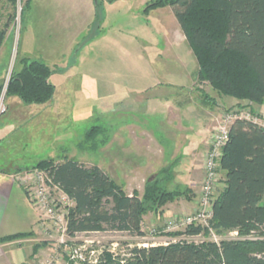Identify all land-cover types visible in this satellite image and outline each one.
<instances>
[{
  "label": "crops",
  "instance_id": "1",
  "mask_svg": "<svg viewBox=\"0 0 264 264\" xmlns=\"http://www.w3.org/2000/svg\"><path fill=\"white\" fill-rule=\"evenodd\" d=\"M52 3L53 0H44V2L36 0L34 3L35 18L38 21L36 24L39 25V29L47 30L45 31L47 36L45 35V40L36 52H32L33 46L28 43L22 51L23 58L41 60L49 66V62L53 61L54 57L67 58L70 55L74 57L81 36L84 32H91L93 29L96 11L94 0H84L82 3H74L67 10V18L65 8L62 5L56 8L57 5ZM112 4L115 3H104L105 17L99 31L79 49L74 57L77 59L75 63L60 68L64 69V72H56L51 76L50 82L56 87L55 101L56 98L58 100V94L67 81L73 83L77 80L78 86L83 83L84 79L78 77L80 73L77 67L80 66L81 57L91 44L95 46L107 41L106 24L108 10L113 6ZM53 7L56 9L50 14L49 10ZM131 12L127 11L125 15L131 16L133 14ZM161 13L164 14L163 17L160 16ZM143 14L144 16H140L136 13V17L133 14L130 24L127 22L119 25L121 31H131L133 46L137 45L133 60L136 65H133V70L139 81L130 90L120 89L116 96V102L113 104L117 110L114 116L115 125L110 129L107 126L100 131L99 158L93 159L91 154L86 155V152H91L89 144L87 150L85 148V151L74 152L72 156L66 155L64 159L77 160L86 167L98 166L121 186L127 195L132 196L138 192L140 197L144 194L146 183L160 171L168 168L172 171L169 181L171 188L188 187L193 190V197H199L204 177V155L209 148L212 131L224 108L237 106L239 100L219 94L207 82L198 83L197 59L171 8H159L149 13L143 11ZM155 18L160 22L159 36L156 35ZM66 28L68 32L65 33ZM12 98L25 104L17 96ZM256 107L264 112V105L257 104ZM104 108V120L108 123L107 116L110 113L108 110L112 107L106 104ZM53 112L55 113L54 110ZM24 118L12 117L5 130L0 132V142L10 138L12 142L9 147L15 149L14 152L19 155L7 153V157L3 159L5 167L0 168V239L31 233L34 243L16 242L22 237L0 241V264H33L43 252V248L37 250V245L41 246L42 240H48L43 228L44 216L34 206L29 191L14 183L9 173L37 168V164L43 160L52 159L56 163L64 161L55 158L61 150L59 135H56L55 141L54 136L42 140L36 136L28 139L22 130H25L35 119L32 122L31 119H27L28 124L24 125V128L19 126ZM19 131L22 135L17 138L16 134ZM88 134L89 131L83 133L82 140L76 144L74 142L73 149L83 146ZM29 140L35 143L32 151H27L31 142ZM63 151L65 152L64 149ZM28 154H33L31 162L28 161L30 159ZM222 187L224 182L220 189ZM13 195L18 202H11ZM173 204L178 206V210L183 214L193 213L198 207V198L190 201L180 198ZM150 214L152 220L156 218L155 212ZM147 228H144L143 222L146 234L144 237H138L145 241L141 244L137 243L139 246L169 242V235L164 233L162 236L148 235Z\"/></svg>",
  "mask_w": 264,
  "mask_h": 264
},
{
  "label": "trees",
  "instance_id": "2",
  "mask_svg": "<svg viewBox=\"0 0 264 264\" xmlns=\"http://www.w3.org/2000/svg\"><path fill=\"white\" fill-rule=\"evenodd\" d=\"M15 6L18 0H10ZM115 0H108L109 3ZM94 33L104 20L105 0H95ZM30 1L27 2V5ZM171 7L198 65V83H209L223 96L264 104V0H149L144 13ZM0 29V47L6 38ZM22 68L14 69L6 97L17 96L25 104H46L54 99L53 70L41 60L22 58ZM5 83L0 85V97ZM208 98V95L205 94ZM225 111V110H224ZM227 111V110H226ZM87 138H92V131ZM224 187L213 205L209 227L190 225L177 234H217L264 230V127L248 119H236L220 160ZM47 171L54 183L74 202L68 217V232H126L145 236L144 214H161L169 202L192 200L190 188H169L171 169H163L138 192L127 195L100 167H86L65 158L56 163L43 160L36 166ZM111 198L110 207L104 199ZM173 233H167L171 235ZM29 234L0 239L13 240ZM88 264V263H87ZM97 264H264V240L242 241L225 238L201 244L181 240L167 244H135L125 255L106 253Z\"/></svg>",
  "mask_w": 264,
  "mask_h": 264
},
{
  "label": "rangeland",
  "instance_id": "3",
  "mask_svg": "<svg viewBox=\"0 0 264 264\" xmlns=\"http://www.w3.org/2000/svg\"><path fill=\"white\" fill-rule=\"evenodd\" d=\"M28 1H30V4L27 5ZM41 1L44 2V0ZM83 1L84 0H53L52 4L57 5L56 8L62 5L65 8L64 10L67 15V10L70 9L74 3H82ZM35 2L36 0H18L17 4L13 6L10 0H0V29L6 28L7 31L6 38L0 47V85L8 81L14 69L18 71L22 68L20 60L24 57L22 51L25 49V45L27 43L28 45H32V52L34 53L40 44H42V41L45 40V35L47 36L45 33L47 30L39 29V25L36 24L38 21H36L35 18ZM105 2H108V0H105ZM146 2H148V0H115L112 2L115 4H112L113 6L108 10V20L106 24L108 33L107 41L95 44V46L91 44V47H88L82 55L80 66L77 67L78 73H80V76L78 75V77L84 79L80 86L77 85V80L76 82L73 81V83L67 81L63 90L58 94V100L56 98L55 101L54 98L51 102L40 106L39 104H34L35 106L31 104H23L19 100L12 98V96H3L0 102V132L5 130L12 117L13 119L25 117L24 121L19 123V126L22 127L28 124L27 119H31V122L35 119V121L25 130H22V133H25V136L27 135L28 139H31L32 136H36L42 140L50 139L54 136V141L57 138L56 135H59L58 138L60 140L61 150L59 155L55 157L58 160H63L66 155L72 156L74 152L85 151V148L87 150L89 144L91 145V152H86V155L91 154L93 159H98L100 131L107 126L110 129L115 125L116 118H114V116H116L117 110L113 104L116 102V96L120 89L130 90L134 87V84L136 85L137 81H139L133 70V65H136L133 60L134 56H136L137 45L133 46L131 31L123 32L119 25L120 23L126 24L127 22L130 24L133 14L134 17H136V13H139L140 16H144L143 11ZM54 7L49 10L50 14L55 11L56 8ZM127 11H132L133 14L127 16L125 15ZM71 12L72 11H70V13ZM161 15L162 17L164 16L163 13H161L160 16ZM121 16H124L125 18L120 19L119 17ZM157 16L158 13L156 17ZM66 17L68 18V15ZM165 19H167V17ZM108 25L110 28H108ZM154 26L156 27V35L159 36L160 22H158V19H156V24H154ZM64 30L65 33L68 32V28ZM94 36L95 33L93 29L91 32H84L80 38V44L74 53V57H76L79 49L84 47ZM140 46L143 48L142 45ZM74 57L72 55L67 58L54 57L53 61L49 62L50 67L56 71L64 66L74 64L77 60ZM84 60H86L85 64L83 63ZM133 75L135 77H133ZM78 77L76 76V79ZM71 97L72 101H70ZM62 103L63 105H61ZM106 104H109L112 107L108 110L110 112L109 116H107L108 123L104 120V106ZM256 105L257 104L255 103H249V101H239L237 106H231L229 109L224 108V110H231L237 107L250 108L253 116L258 117L259 120H264V112L261 109H257ZM94 127H97V129L92 131L93 137L88 138L89 140L86 139L83 146L78 148L74 147V151V142L76 144V142L82 140V134H85L86 131L92 130V128L94 129ZM20 135L22 134H20L19 131L16 134V137L19 138ZM77 137H79V139ZM11 142L12 140L10 138L0 142V168L5 167L3 159L7 157V153L18 155L14 152L15 149L9 147ZM34 145L35 143L31 141L29 147L27 148V146H25V148L28 149L27 151H32ZM28 155L30 156V159L28 156H26V158L31 162V156L33 157V154ZM14 158L16 159V156ZM16 187L19 186L16 185ZM21 190L25 193L23 188ZM55 196L59 195H56L55 193ZM195 198L199 197H194L193 199ZM15 201H17V198L13 195L11 202L14 203ZM176 201H179V199L165 205V207H163V212L160 214L161 216H157L158 213H155L156 218L153 220L151 219L152 217L150 214L153 211L144 214V228L148 227V235H164L161 231L165 228L166 222L184 215L181 210H178L179 207L173 204ZM104 204L105 206L110 207L112 199L105 198ZM72 208L73 206L71 204V206H69V218L71 216L70 212ZM164 212L167 213L165 214ZM148 215L150 216L149 218ZM46 221L47 220L44 217L43 222L45 223L43 228L45 229V232L51 227L50 222L48 223ZM153 229L156 230L155 233L152 232ZM184 230H180V232ZM232 232L233 233L225 232L218 235L222 238L234 237L237 240L242 241L264 240V230L262 229H253L246 234L240 233L239 231ZM172 233L173 234L169 235L170 238L179 239V237L182 236V234H177L179 233L178 230L173 231ZM139 237L126 232L99 231L80 233L75 240L70 241L67 246L63 247L57 246L54 239L48 238L47 241L42 240V242H40L42 244L41 246H39V244L37 245V250L43 248V252L40 257L35 259L33 264H38L40 261H46L49 257H58V260L53 264H69L71 249L83 245L86 246V249L82 251L84 256L88 259L91 257L90 253L93 249L97 250L95 256L98 258L104 256L106 253L125 255L129 248L137 243L141 244L145 241ZM22 239L26 240V244L29 242L34 243L32 242L33 238L31 233L27 236H23ZM182 239H185L188 242L201 244L208 240L211 241V236L207 234L199 237L182 236Z\"/></svg>",
  "mask_w": 264,
  "mask_h": 264
},
{
  "label": "built area",
  "instance_id": "4",
  "mask_svg": "<svg viewBox=\"0 0 264 264\" xmlns=\"http://www.w3.org/2000/svg\"><path fill=\"white\" fill-rule=\"evenodd\" d=\"M8 81L5 83L4 91L0 97V102L3 96L6 97ZM238 118L252 120L264 127V120H259L258 117L253 116L250 108L237 107L231 110L223 111L212 131L209 140V148L204 155V177L200 186L198 207L193 213L184 214L181 217H176L166 222L165 228L161 231L162 233L167 234L176 230H184L190 225H202L204 227H209V222L213 216V205L221 184L224 181L220 160L223 155L224 146L229 139L230 127ZM9 177L14 183L27 188L34 206L40 214L46 218L47 222H50L51 227L46 231L49 239H54L57 246L63 247L67 246L70 241L77 238L78 234L72 236L68 232L69 206H71V204L73 206L74 202L66 193H64L62 189L59 188V186L54 183L52 177L47 171L39 168L24 171L20 170L9 173ZM55 193L59 196H55ZM152 232L155 233L156 230L153 229ZM202 235L204 234H184L182 236L199 237ZM209 235L211 236V241L218 244L222 239H225L220 237L212 228H210ZM153 236L156 235L153 234ZM182 236L179 237V239L170 238L169 242L185 240L182 239ZM228 238L236 239L234 237ZM16 242L22 243L26 242V240L18 239ZM85 247L86 246L83 245L71 249L69 264L98 263L99 258L95 256L97 250H91V257L88 259L84 256L82 251L86 249ZM57 260L58 257H49L46 261H40L38 264H53Z\"/></svg>",
  "mask_w": 264,
  "mask_h": 264
}]
</instances>
